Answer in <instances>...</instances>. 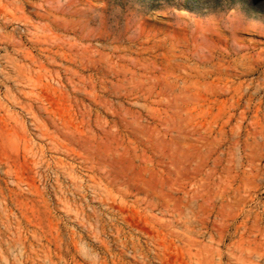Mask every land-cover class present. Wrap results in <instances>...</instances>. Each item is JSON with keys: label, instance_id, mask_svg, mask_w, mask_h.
<instances>
[{"label": "rangeland", "instance_id": "374dc122", "mask_svg": "<svg viewBox=\"0 0 264 264\" xmlns=\"http://www.w3.org/2000/svg\"><path fill=\"white\" fill-rule=\"evenodd\" d=\"M0 264H264V0H0Z\"/></svg>", "mask_w": 264, "mask_h": 264}, {"label": "bare ground", "instance_id": "6f19581e", "mask_svg": "<svg viewBox=\"0 0 264 264\" xmlns=\"http://www.w3.org/2000/svg\"><path fill=\"white\" fill-rule=\"evenodd\" d=\"M51 111V110H50ZM149 231V230H148Z\"/></svg>", "mask_w": 264, "mask_h": 264}]
</instances>
